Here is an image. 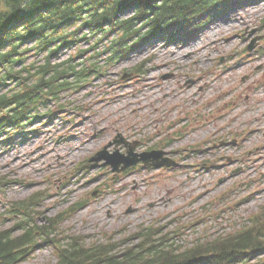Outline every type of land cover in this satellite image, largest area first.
Returning <instances> with one entry per match:
<instances>
[{
    "label": "rangeland",
    "instance_id": "1",
    "mask_svg": "<svg viewBox=\"0 0 264 264\" xmlns=\"http://www.w3.org/2000/svg\"><path fill=\"white\" fill-rule=\"evenodd\" d=\"M180 37L133 53L66 93L51 121L0 142V182L10 181L0 189V215L6 204L45 189L50 198L37 223L86 202L62 230L88 244L156 222L168 231L181 227L177 242L188 244L230 231L264 207V0L234 6L195 36ZM97 42L76 49L88 50V58ZM144 61L145 70L134 72ZM119 134L140 141L138 152L164 146L180 166L137 168L116 181L108 168H85ZM1 223L11 228L15 221L6 215ZM55 263L51 249L41 248L24 264Z\"/></svg>",
    "mask_w": 264,
    "mask_h": 264
},
{
    "label": "trees",
    "instance_id": "2",
    "mask_svg": "<svg viewBox=\"0 0 264 264\" xmlns=\"http://www.w3.org/2000/svg\"><path fill=\"white\" fill-rule=\"evenodd\" d=\"M255 1L0 0V140L26 134L43 120L42 107L92 77L96 64L78 68L71 61L51 62L78 42L82 32L113 38L106 52L110 53L108 64L114 65L155 40L191 37L234 5ZM32 56H36L33 61ZM42 203V192H38L7 207L16 224L6 229L0 223V264H23L39 246L52 250L56 264H251L252 258L264 253V212L254 216L251 226L182 251L168 245L169 239L159 237L161 230L156 228L89 245L83 236L65 235L60 217L36 224Z\"/></svg>",
    "mask_w": 264,
    "mask_h": 264
},
{
    "label": "water",
    "instance_id": "3",
    "mask_svg": "<svg viewBox=\"0 0 264 264\" xmlns=\"http://www.w3.org/2000/svg\"><path fill=\"white\" fill-rule=\"evenodd\" d=\"M254 45L249 47V50H253ZM121 143L124 141H120ZM138 143H134L129 151V156L123 155H114L109 156L107 154V149L111 146H107L102 152H100L96 157H94L91 162H95V164L91 165L92 168H95L99 165V162L102 160H106V163L103 166H112L115 172H122L127 168H130L134 165H137L140 162H144L146 165H153L155 167H163V166H173L175 162L171 161L169 158H164L165 152L163 151H154L151 153H145L142 155L134 154V150ZM124 164L122 168L121 165Z\"/></svg>",
    "mask_w": 264,
    "mask_h": 264
},
{
    "label": "bare ground",
    "instance_id": "4",
    "mask_svg": "<svg viewBox=\"0 0 264 264\" xmlns=\"http://www.w3.org/2000/svg\"><path fill=\"white\" fill-rule=\"evenodd\" d=\"M119 103H120V101H118V102H116V103H114V104L116 105V104H119Z\"/></svg>",
    "mask_w": 264,
    "mask_h": 264
}]
</instances>
